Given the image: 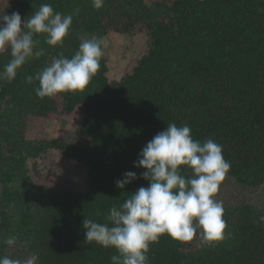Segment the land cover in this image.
I'll list each match as a JSON object with an SVG mask.
<instances>
[{
    "label": "trees",
    "instance_id": "obj_1",
    "mask_svg": "<svg viewBox=\"0 0 264 264\" xmlns=\"http://www.w3.org/2000/svg\"><path fill=\"white\" fill-rule=\"evenodd\" d=\"M0 0V15L22 20L49 3L73 15L63 45L0 80V257L38 264H112L116 255L85 241L82 222L107 223L140 187L134 167L143 147L170 123L188 125L194 140L211 138L230 162L228 175L246 188L264 186V0ZM144 34L148 50L119 79L104 57L85 91L38 98L35 79L52 58H71L81 38ZM0 54V72L10 61ZM34 79L29 83L26 77ZM72 123L76 143L45 138L49 122ZM88 169L86 190L58 184L55 158ZM137 179L123 190L125 172ZM182 174L189 175L187 169ZM264 207H224L226 238L209 247L197 236L181 243L162 236L150 245L149 264H264ZM15 236L16 245L4 241Z\"/></svg>",
    "mask_w": 264,
    "mask_h": 264
},
{
    "label": "clouds",
    "instance_id": "obj_2",
    "mask_svg": "<svg viewBox=\"0 0 264 264\" xmlns=\"http://www.w3.org/2000/svg\"><path fill=\"white\" fill-rule=\"evenodd\" d=\"M103 5L104 0H92L96 10ZM72 22L73 15L56 12L49 3H41L23 20L19 12L0 15V54L11 56L0 80L11 83L22 66L44 55L36 37L43 36L50 47L62 46ZM103 46L101 38H81L71 58L63 54L52 58L35 76L39 82L36 96L54 98L85 91L101 68ZM33 79L27 76L26 82ZM134 167L143 169L141 176L148 186L140 187L119 208L112 206L107 223L91 218L82 222L86 242L116 251L110 258L112 264H149L150 245L165 235L181 243L200 236L209 247L226 238L224 206L217 194L231 164L223 156L222 145L211 138L194 140L188 125L170 123L143 147ZM184 169L190 174H182ZM136 179L137 174L128 171L115 185L123 190ZM260 222L264 223V216ZM4 243L12 247L17 238L11 236ZM0 264H38V257L33 254L21 261L4 256Z\"/></svg>",
    "mask_w": 264,
    "mask_h": 264
},
{
    "label": "rangeland",
    "instance_id": "obj_3",
    "mask_svg": "<svg viewBox=\"0 0 264 264\" xmlns=\"http://www.w3.org/2000/svg\"><path fill=\"white\" fill-rule=\"evenodd\" d=\"M3 3L6 4V1L4 0ZM103 41V55L109 60L111 68L110 77L116 80L131 71L148 50L147 37L140 33L131 36L110 33L103 38ZM45 138L77 142L72 123L49 122L46 126ZM53 165L52 171L58 184L76 190L87 189V168L76 165L61 156L55 158ZM217 199L223 202L224 207L243 203L264 207V186L257 189L246 188L228 175L220 187Z\"/></svg>",
    "mask_w": 264,
    "mask_h": 264
}]
</instances>
